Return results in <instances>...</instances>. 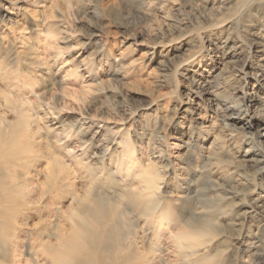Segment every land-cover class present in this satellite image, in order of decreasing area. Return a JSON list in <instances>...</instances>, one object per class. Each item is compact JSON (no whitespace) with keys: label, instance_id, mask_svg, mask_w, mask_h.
<instances>
[{"label":"rangeland","instance_id":"374dc122","mask_svg":"<svg viewBox=\"0 0 264 264\" xmlns=\"http://www.w3.org/2000/svg\"><path fill=\"white\" fill-rule=\"evenodd\" d=\"M56 1L44 14L49 0H0V264L58 255L40 250L52 226L69 231L73 264H264V216L249 208H264V174L242 162L264 116L250 127L223 117L256 79L228 78L212 50L236 43L251 74L246 30H264V9L237 16L238 3L227 21L184 0ZM197 69L220 107L192 94ZM149 157L159 184L145 190ZM206 216L217 235L179 237Z\"/></svg>","mask_w":264,"mask_h":264},{"label":"bare ground","instance_id":"6f19581e","mask_svg":"<svg viewBox=\"0 0 264 264\" xmlns=\"http://www.w3.org/2000/svg\"><path fill=\"white\" fill-rule=\"evenodd\" d=\"M20 1H25V0H20ZM49 1H50V3L47 2L48 4L46 2H42L38 6L39 10L41 12H43L44 14L47 11H49L50 9H53L56 5H58L57 4L58 1H56V0L55 1L54 0H49ZM184 1H185L186 4L188 3V5H190V7L198 8L201 11H203L206 15L214 16V17H216L218 19H220V17H221V18H224L227 21H231V20H228V19H230V16H228V15L232 14L231 12H232V9H233V5H237L238 3L240 4V9L241 10L238 12L237 16H242L243 14L247 13L250 10V6H255L257 12L261 8L264 9V0H184ZM71 6L72 5L69 4L66 1L65 8H69L70 9ZM63 14H65V13L62 12V15ZM246 33L248 34L247 36H248L249 42H250V45H249V49H250L249 57H250V59H252V63H253V61H255V63L253 64L255 66V68L253 69L251 74H249V72L244 70L245 69L244 65L238 66V65L235 64V63H237L238 59H234V58L237 57L236 55H237V52L239 51L238 49H240L239 48L240 46L237 45L236 43L233 44L229 40L223 41V44H221V45H219L218 43H215L214 44L215 47H213L212 50L216 53L215 57H217L220 60L219 63L221 64V69H226L228 71L231 69L229 71L230 74H229L228 78L238 80V78L241 77V74H242L241 79H244L247 75H251V76L253 75L255 77L254 79H256L255 80L256 83L254 84V87H252L251 90L249 89L248 91H246L240 97V98H242V101H244V102L236 104L235 106L226 107V109H224V111L225 112L226 111H231V113H229V114L226 113L225 115L222 114L223 117L225 119H227L228 121L229 120H231L232 122L238 121V122L242 123L243 125L250 127L249 125H252V123L257 121V119L259 120L260 116H262V117L264 116V114H263L264 108L263 107L262 108H258L259 106H256L258 104L256 102L257 101L256 98L259 96V93H258L259 89L258 88L264 89V87H263V85H264V30L253 26V28L247 27ZM230 43H232V44H230ZM219 53H221V55H219ZM225 58H229V59H225ZM229 64H231V68L229 67ZM199 69H201V68H199ZM199 69L192 70V76L199 77L198 80H195V81L192 80V85L194 87V90H192V94H194V95L196 94V95H198L200 97H203L210 104L213 103V105H216L217 107H220L218 105V102H216L217 101L216 97H217L218 93H217V91H215L213 89V86L211 85L212 81H210L207 77L204 76V74H203L204 71H200ZM196 77H194V78H196ZM239 81H240V79H239ZM40 98H41V96H40ZM194 105H195V103H193V102L190 103V106H192V108L194 107ZM197 119H199V118H197ZM197 123H199V122L197 121ZM199 125H200L201 128H204V129H208V126H209V125L206 126L205 122L203 120L200 121ZM225 126L226 127H224V128H228L230 132L228 134H226L225 137L223 136V138L227 137V140L230 141V140H232V137L234 135V131L237 128H236L235 124H234V126L233 125H229V124H225ZM257 131H258L259 139L257 141H252L253 145H251L246 150V153L243 155L244 159L242 158L243 159L242 162H244L243 165L245 167L246 166L254 167L255 168V173H258L261 176H263L264 170L259 168V165L264 160V122H262L260 124V127H259V129ZM217 136H218V134L215 136V139L217 138ZM179 139H180V137H179ZM175 145H177V144H175ZM176 147H178V146H176ZM212 147L213 146L211 145L208 148L207 155L205 156L208 159V161L212 160V156H213ZM73 152H75V151H73ZM181 154H177L176 157H180L181 158ZM155 157H160V154L159 155L154 154L152 156V158H155ZM152 158L149 157L148 163H146V165H148V166H146V168L144 170V175H143L144 179L141 181V182H144L142 184V186L143 185L144 186L141 187L140 189L145 188V190H146V189L151 188L152 186L158 187L159 182L156 179L158 177V175H157L158 172L156 170H154L153 167H151L152 166L151 164L153 163ZM137 164H139V163H137ZM211 164H213V163L211 162ZM109 178H110V176H109ZM0 179H1V175H0ZM121 181H123V180H121ZM115 184H116V182H115ZM4 185L5 184L2 183V181H0V196H7V195H5L6 194L5 190L3 189ZM29 185L32 186V184H29ZM28 190H29V194L35 193V187L34 186H32V188L28 187ZM137 190L139 191L138 188H137ZM137 190H135V192ZM178 199H180V198H178ZM53 203H54V201H53ZM252 204L253 205H250L249 208L251 210H255V208L259 209L261 211L260 213L262 214V216H264V208L262 207V205H257L255 203H252ZM87 206H85V207H87ZM89 206H90V204H89ZM94 207H96V206H94ZM42 217H43V215H42ZM68 226H69V224H68ZM59 227L60 226H52V228H54L56 230L53 231V232H49V231L46 232L47 233L46 234L47 239H45V237L42 236L41 241H40V250H41V252L47 251L48 247H50V248L61 247V251L58 253V255L51 254L48 257L47 256L48 253H47V255H46L47 257H45V258L48 261L46 263L41 262V259L38 258V257H32V258L29 257V258H27L25 264H47L48 262L51 263V264H73L74 263L73 257L71 258V255L69 254V249H70L69 246H71V243H69V241H68V239H69V231L67 230V228H64V226H62L60 228ZM241 228L243 229V227H241ZM76 233H77V231H76ZM207 235H217V228H216L215 224L213 223V220L209 216H206L202 220V222L200 224V227L198 229L196 228V230L191 231V232L185 231V233L183 235H179V237H182L183 239H192V241L189 243L191 245V244L197 243V239L198 238H195V237H199V242L201 241L202 242L201 244H205L207 240H203V237H206ZM252 235H254V233L252 234L251 230L248 229L246 232H243L242 238H247V240H245V242H244V246H245L246 250H248V252H251V251L255 250V251H253L255 253L259 249V246L261 245V243H260L261 241L259 239H257L258 238L257 236L254 237ZM255 235H257V234H255ZM54 238L56 240L53 241ZM209 241H211V239H209ZM189 244L186 243V245H185V242H183L184 246H187ZM39 255H37V256H39ZM20 259H16V260L14 259V261H13L14 263L13 264H16Z\"/></svg>","mask_w":264,"mask_h":264}]
</instances>
